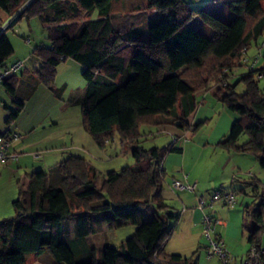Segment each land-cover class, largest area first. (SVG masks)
Instances as JSON below:
<instances>
[{
	"label": "trees",
	"instance_id": "trees-1",
	"mask_svg": "<svg viewBox=\"0 0 264 264\" xmlns=\"http://www.w3.org/2000/svg\"><path fill=\"white\" fill-rule=\"evenodd\" d=\"M113 2L0 0V11L8 18L17 14L5 30L24 14L47 26L49 45L32 50L40 61L32 72L37 83L60 98L64 87H55L57 66L67 59L78 62L86 85L71 94L68 103L80 105L82 125L98 146L118 138L137 164L135 169L123 166L113 171L99 186L81 156L69 155L48 171L31 172L28 187L13 201L16 215L0 220V264H25L32 253H48L54 264H197L163 248L177 215L161 199L162 162L168 152H181V146L171 138L163 146L145 148L141 142L147 125L197 131L204 121L190 124L186 119L197 107L200 90L212 89L237 116L217 146L247 154L264 168V87L259 85L264 77H257L262 68L233 80L224 74L237 66L244 47L264 35V0H219L232 13L229 21L204 7L191 8L186 0H146L152 14L138 11L125 18H131L130 23L121 19L118 24ZM194 17L202 21L197 29L189 25ZM141 25L145 27L136 29ZM5 30L0 33V68L14 52ZM18 82L16 73L2 82L13 101L12 108L5 105L7 123L24 108L26 98L16 93ZM239 83L242 93L235 89ZM244 134L247 140L238 142ZM252 181L258 180L252 177L248 183ZM256 195V203L245 210L252 219L246 235L249 244L261 248L264 193ZM100 213H108L114 227L134 225V233L120 247L105 244L97 249L89 236L101 229Z\"/></svg>",
	"mask_w": 264,
	"mask_h": 264
},
{
	"label": "crops",
	"instance_id": "crops-1",
	"mask_svg": "<svg viewBox=\"0 0 264 264\" xmlns=\"http://www.w3.org/2000/svg\"><path fill=\"white\" fill-rule=\"evenodd\" d=\"M203 7L221 20L225 21L226 18H232V13L228 11L220 2L217 3L213 1ZM148 11L149 15L154 12L153 9H149ZM7 19V15L3 11H0V25ZM201 23L202 21L199 17H194L190 21L189 25L194 29H197L200 27ZM146 25L149 24L147 23ZM144 27L145 26L141 25L136 29H143ZM142 34L147 35V27L146 31L144 30ZM253 53L254 45L250 47L248 56L251 57ZM16 60H22L24 62L23 69L16 73L19 80L16 93L19 97H25L26 99H24V108L18 117L10 123H7L5 120L4 122L10 126L15 121H18L15 128L20 134H22V137L18 141L14 142L12 146V149L18 153V159L16 161L0 165V178L5 171H10L13 177L17 180V193H19L20 189L24 190L28 187L30 181L29 175L31 172L36 170L48 171L51 167L69 155H76L81 157L88 156L91 159L87 160L93 169L94 183L97 186H99L103 181L109 180L113 175V171L118 170L117 167L111 166L110 164L117 161L118 158H115V156H123L128 153V155L132 157L131 151L122 144L121 140L118 139L121 149L117 152L119 147L116 145L117 138L106 142L103 147H100L95 143L82 125L80 105L70 104L68 103L69 97H64L66 83L60 86L64 87L62 96L60 98L57 97L58 99L63 101L65 100V102H67V105L60 109L64 112L60 111L59 114L52 113V115H50V110L48 112L47 110H43L41 113L33 112V114L28 117L30 118L28 122L27 119H23L24 121L21 120L20 115L26 111L27 103H31V101L36 102V99L40 96L44 99L47 97L51 101V97L47 96V94H45V92L40 88L41 86H46L38 84L32 76V72L40 64L39 59L33 54L18 53L13 59L9 58L8 64ZM69 60L72 59H67L66 61ZM74 62L80 65L78 62ZM71 66H74V64H71L70 67ZM243 69L244 66L239 67V73L243 72ZM79 70L82 71V67L79 68ZM236 76L232 77V80ZM0 84L3 85L2 83ZM51 94L54 95L52 92ZM210 94H213L212 89H203L196 93V98L200 99V102L198 101L199 106L198 108L196 107L193 113L187 117L186 121L188 123L194 124L201 121L205 122L209 119L210 106L208 105L206 98ZM54 97L56 98L55 95ZM46 118H50L51 123L46 124ZM159 127L161 129L158 132L167 133L169 138L172 134L181 135L184 131L181 128L167 124L159 125ZM222 127V131H220L216 137L217 141L209 142L206 140L200 144L196 138V140L192 143L183 144L182 142V144L179 145L181 146V152H176V154L175 152H168L162 162L164 179L161 199L162 202L167 205L168 210L177 215V218L173 220V232L163 245L164 251L166 253H177L183 257L193 258L197 264H210V261H213V259L207 260L204 255L206 240L203 236L201 228L203 210L197 208V196H203L207 200L204 212L210 213L212 216L216 217L217 220H219L220 223L216 224L215 227L216 233L224 238L226 247L236 259L238 252L236 251L237 245L235 240L239 237L238 233L240 231V227L238 225L239 223H237L236 220L237 213L234 212L231 220L219 218L218 211L220 210V206L218 205L221 202L215 204V202L219 201L211 202L209 197L215 189L236 190L235 192L239 198L238 202L242 199V194L244 193L245 197L241 200V203L244 208L246 207L245 210H247L252 207L254 203H256V194L260 190L261 178L264 176L258 166L259 164L257 163V160H254L253 157L242 153H229L217 146L218 141L227 135L225 131V122ZM66 144L69 145L66 146ZM167 144H169V142ZM220 150L225 153H229V156H224L222 159ZM189 152L197 153V156L193 163L187 164L185 157ZM34 154H40V156L34 157ZM200 160L201 164L206 168V174L203 176H197L194 174L195 167L199 165ZM107 162L108 166L111 168L109 167V169H104V164L106 165ZM258 175L261 176V178H257ZM184 176H186V178H184ZM252 177L256 178L259 182L252 181V183H248ZM173 178L185 179L189 182L195 183L194 191H173L169 187ZM237 184L240 185L239 189L236 188ZM253 186L255 189L252 188ZM262 193H264V190H262ZM98 217L102 225L101 229L98 232L91 234L89 239L102 237L105 239L101 243L102 246H104L107 244L105 233L107 230L113 229L114 226L110 221L108 213H100ZM145 217L146 219H150L151 215L147 214ZM68 228L70 234L72 235L74 231V221L72 219L68 223ZM175 235H178V238H180L182 245L185 246L186 249H178L177 247L171 246V241ZM243 235H245V233H243ZM245 241L247 243L246 245L244 242L242 243L244 252L243 258H245V254L249 247L247 235H245ZM239 245H241L240 239H238V246ZM195 254H197V256H195ZM202 256L204 257L203 259L206 263L201 262ZM214 263L219 264L218 259H216Z\"/></svg>",
	"mask_w": 264,
	"mask_h": 264
},
{
	"label": "rangeland",
	"instance_id": "rangeland-1",
	"mask_svg": "<svg viewBox=\"0 0 264 264\" xmlns=\"http://www.w3.org/2000/svg\"><path fill=\"white\" fill-rule=\"evenodd\" d=\"M217 2L219 3V0H186V3L191 8H200L205 5H207L210 2ZM146 0H114L112 7L113 11V17L116 19V24L127 20L125 18H129V16H134L135 14L140 12H144L146 16H149V11L146 8ZM119 8V9H118ZM138 10V11H137ZM95 16V14H94ZM131 19V18H130ZM127 20V23H130L132 20ZM140 20L141 18L138 17ZM230 18H226L225 21H229ZM10 18H8L5 22L2 23V25H6ZM140 25V24H139ZM5 35L12 44L14 48V53L10 57V59H13L14 56L18 53L23 54H32V50L39 45L42 46H48L49 45V38H48V31L47 26L43 24L38 17L36 16H29L27 14H24L21 16L17 21H15L12 26L8 27L5 30ZM71 64H74V66H71ZM81 68L80 65L75 63L72 60L61 62L57 66V75L55 79V87H60L62 84L66 83V89L64 92V97L68 98L71 94L75 92H80L85 87V81L81 76V71L79 70ZM232 76V75H231ZM234 77V76H232ZM259 85L261 87H264V80H260ZM41 90L47 94V96L51 97L48 99L47 97L42 98V96L38 97L35 101H31V103H27L26 111L23 112L20 116L21 120L27 119V122L30 120L28 118L33 112L41 113L43 110H47V112L50 110L51 114H56L61 111L60 109L63 108L65 105H67V102L65 100L55 98L54 95L51 94V92L47 89V87H40ZM236 92L242 93L244 90L243 84L239 83L236 86ZM208 105L210 106V115L209 119L206 120L201 127L195 131V132H189L188 133V141L184 142L183 144L192 143L196 140L200 144H202L204 141L214 142L217 141L216 137L218 136V133L222 131L223 124L225 122V131L228 134L231 123L233 120L237 117L234 112L229 111L226 109L222 103L216 98L214 94H210L207 98ZM197 101L200 102V99L197 98ZM12 98L11 95H9L3 85L0 84V132L5 131L7 129H16L15 126L17 125L18 121H15L10 126H8L4 120L6 116V110L5 105L9 108H12ZM197 104V108H198ZM65 110V109H64ZM64 112V111H61ZM44 115V114H43ZM23 120V121H24ZM169 120V119H168ZM228 121V122H227ZM22 122V121H21ZM51 123L50 118H46V124ZM227 123V124H226ZM229 123V124H228ZM228 125V126H227ZM159 126H143L142 127V133H143V140L141 142V145L145 148L151 147L153 145L157 146H163L167 145L168 142H170L169 135L164 132H158L160 131ZM163 129V128H162ZM247 140V135H242L238 142H243ZM119 140L117 138L116 145H118L117 152L120 151L121 147L119 145ZM182 144V142L178 141L176 143V146H179ZM69 144H66V146ZM115 145V146H116ZM129 152V151H127ZM222 159L224 156L228 157L229 153H225L224 151L220 150ZM176 154V152H175ZM197 153L189 152L186 154V162L187 164L193 163L196 160ZM86 160H91L88 156L84 157ZM115 158H118L116 162L110 163L111 166L117 167L119 170L123 166H130L132 168H137V164L135 160H133V157L129 156L128 153L123 156H115ZM87 160V161H88ZM255 160V159H254ZM89 162V161H88ZM258 163V161H257ZM259 164V163H258ZM262 175H264V168H262L260 165H258ZM110 166H108V162L106 165L104 164V169H109ZM111 168V167H110ZM194 174L197 176H203L206 174V168L201 164V160L199 161V165L195 167ZM261 176H257V178ZM252 183V182H251ZM236 188H240V185L237 184ZM254 189V186L252 187ZM262 190H264V176L261 178V184H260V190L258 191L259 195H262ZM236 191V190H235ZM18 188H17V180L13 177V175L10 173V171H5L1 178H0V220L5 218H12L16 215L15 208L13 206V201L18 197ZM185 192V191H183ZM245 197L244 193L242 194V199ZM235 204V207L230 209L228 208L224 203H220L218 206H220L219 218L224 220H231L232 215L234 212L237 213L236 220L237 223H239L240 231L238 233L239 237L235 240L236 242V251L237 257L234 258L233 254L231 255V264H242L244 252H243V246L242 243L246 245L245 241V235L248 233L249 227L252 224L251 217L245 212V208L243 204L241 203V200ZM257 199V198H256ZM258 200V199H257ZM244 211V213H243ZM214 219H217L214 217ZM244 225V226H243ZM135 227L134 225L127 223L120 226H116L113 229H109L106 231V241L108 245L114 246V247H120L121 243L130 237L134 233ZM232 233V232H231ZM245 233V235H243ZM233 237V236H232ZM238 239L241 240L240 248L238 246ZM104 238H97V239H91V242L94 244V246L99 249L102 246V241H104ZM250 245V244H249ZM172 247H177L178 249H186L185 246L182 245L180 238H178V235L173 237L171 241ZM249 249V247H248ZM247 249V251H248ZM197 253V252H196ZM247 254V252H246ZM245 254V256H246ZM205 255V254H204ZM197 256V254H195ZM78 259H82V256H77ZM204 257H201V262H204ZM213 261H210V264H215L214 261L217 259L216 257L212 258ZM241 259V260H240ZM208 262V261H207ZM25 264H54L52 258L48 253H43L41 255H36L35 253L29 254L26 263ZM220 264V263H219Z\"/></svg>",
	"mask_w": 264,
	"mask_h": 264
},
{
	"label": "built area",
	"instance_id": "built-area-1",
	"mask_svg": "<svg viewBox=\"0 0 264 264\" xmlns=\"http://www.w3.org/2000/svg\"><path fill=\"white\" fill-rule=\"evenodd\" d=\"M17 14L10 17V20L6 25H0V33L5 30L7 26L13 21ZM249 47L246 46L242 49L241 55L235 66L231 71L229 69L224 70V74H231L232 76L239 75L241 73L249 72L258 68H262L257 73V77H264V35L254 45V53L251 57L248 56ZM243 67V72L239 73V67ZM24 67L22 60H16L5 67L0 68V83L3 82L8 76L20 72ZM231 76V77H232ZM192 128H190L191 130ZM189 130L183 131L180 136L170 135L171 142L176 144L178 141H188ZM22 137L16 129H7L0 132V165L8 162H13L18 159V153L12 149L13 143L18 141ZM34 157L40 156V154H34ZM186 178V176H184ZM169 187L175 192H193L195 189V183L189 182L185 179L173 178L169 184ZM211 202L219 201L224 203L228 208L235 207L237 202V193L234 190H214L209 197ZM207 200L203 196H197V208L203 210L201 218V228L203 236L206 240L205 245V258L207 260L216 257L220 264H231L230 251L226 247L224 238L216 233V224L220 223L219 220L214 219L209 213L204 212L206 208ZM262 256H264V245L257 247L255 244H250L247 254L244 258L243 264H262Z\"/></svg>",
	"mask_w": 264,
	"mask_h": 264
}]
</instances>
